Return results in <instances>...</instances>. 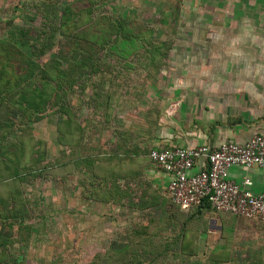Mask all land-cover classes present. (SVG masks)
<instances>
[{"label":"rangeland","instance_id":"obj_1","mask_svg":"<svg viewBox=\"0 0 264 264\" xmlns=\"http://www.w3.org/2000/svg\"><path fill=\"white\" fill-rule=\"evenodd\" d=\"M73 1L0 0V38L62 84L35 114L0 102V264H264L263 221L182 209L147 174L165 96L202 80L220 42L205 34L231 31L239 0H94L93 20L137 22L142 46L78 59L59 22Z\"/></svg>","mask_w":264,"mask_h":264},{"label":"crops","instance_id":"obj_2","mask_svg":"<svg viewBox=\"0 0 264 264\" xmlns=\"http://www.w3.org/2000/svg\"><path fill=\"white\" fill-rule=\"evenodd\" d=\"M228 20L236 24L231 31L205 34L208 40L220 39L204 50L208 59L201 73L206 79L201 75L202 80L188 82L184 77L173 86L172 96H165L173 111L160 119L152 148L243 143L264 133V0H239L237 17ZM204 164L197 161L190 172ZM147 174L166 194L171 175L152 161ZM245 175L251 177L254 192H264V167L228 171L236 181Z\"/></svg>","mask_w":264,"mask_h":264},{"label":"built area","instance_id":"obj_3","mask_svg":"<svg viewBox=\"0 0 264 264\" xmlns=\"http://www.w3.org/2000/svg\"><path fill=\"white\" fill-rule=\"evenodd\" d=\"M149 157L171 175L166 194L175 205L189 209L208 203L215 212L264 222V192L252 190L248 175L240 181L228 176L234 166L264 167V133L243 143L152 148ZM201 159L204 167L191 173Z\"/></svg>","mask_w":264,"mask_h":264},{"label":"trees","instance_id":"obj_4","mask_svg":"<svg viewBox=\"0 0 264 264\" xmlns=\"http://www.w3.org/2000/svg\"><path fill=\"white\" fill-rule=\"evenodd\" d=\"M93 3L94 0H75L66 4L59 14L60 25L67 36L64 40V44L67 45L65 47L75 51L74 57L76 59H78V47L88 44L91 45L90 48L96 45H106L111 49L127 45L130 48L139 49L142 46L141 34L144 30L141 26L139 28L134 27V23L137 22L125 19L114 20L109 17H102L103 15L93 20L91 18ZM85 13L90 16L88 18L89 24H91L89 27H84L87 20L85 19ZM66 25H70L73 30L71 31L70 27L65 28ZM75 29L78 30L74 32ZM111 36H115L113 44L110 43ZM78 62L80 64L84 63L80 60ZM58 70L61 71L62 68H58ZM50 72L51 68L48 61L40 63L27 56L14 42L0 38V91L4 90L6 92L0 96L1 103L6 102L5 99L7 98L17 96L18 100L12 102L15 104L16 109L22 111L23 114H35L44 110L46 103L50 101L49 90L62 88V84H58V82L53 84ZM38 117L40 118L39 115ZM170 202L173 203L171 200ZM192 208H196L198 211H214L208 203Z\"/></svg>","mask_w":264,"mask_h":264}]
</instances>
